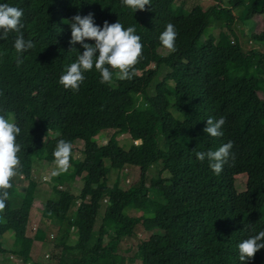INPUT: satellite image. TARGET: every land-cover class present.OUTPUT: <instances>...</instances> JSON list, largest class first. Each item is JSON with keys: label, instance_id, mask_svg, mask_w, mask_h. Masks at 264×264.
Masks as SVG:
<instances>
[{"label": "trees", "instance_id": "16d2710c", "mask_svg": "<svg viewBox=\"0 0 264 264\" xmlns=\"http://www.w3.org/2000/svg\"><path fill=\"white\" fill-rule=\"evenodd\" d=\"M178 1L151 0L144 11L133 12L122 0H0L23 10L24 38L36 44L18 65V33L0 40V114L22 129L18 176L28 183L21 193L13 178L0 213V239L13 232L10 244L21 260L34 263L35 255L26 254L36 253L48 238L42 229L33 240L28 237L36 206L58 226L50 264H126L119 251L131 239L137 243L138 264H242L238 244L264 231V27L251 38L262 52L245 50L234 33L235 25L264 19V0H205L190 11ZM89 13L101 27L117 20L125 28L135 26L143 59L131 80L113 73L111 84H101L93 69L74 93L59 84L66 67L83 52L79 43L70 50L68 20ZM211 18L226 21L218 39H204ZM169 22L178 33L172 54L159 41ZM210 117L225 119L221 137L203 131ZM108 130L114 134L106 145L94 141ZM123 135L132 140L128 150L120 146ZM59 139L72 142L73 155L80 148L77 176L84 185L72 204L40 203L34 161L52 163ZM229 141L234 158L220 174L207 159L196 158V152L217 150ZM156 166L167 175L147 186ZM126 167L140 171L133 185L110 187V172ZM76 179L59 175L53 188ZM145 219L150 235L140 238L135 230ZM248 264H264V249Z\"/></svg>", "mask_w": 264, "mask_h": 264}, {"label": "clouds", "instance_id": "9594fccd", "mask_svg": "<svg viewBox=\"0 0 264 264\" xmlns=\"http://www.w3.org/2000/svg\"><path fill=\"white\" fill-rule=\"evenodd\" d=\"M122 3L136 12L144 11L145 6L151 5V0H122ZM23 15L24 12L20 8L7 3L0 4V40L7 39L11 32L18 33L14 42L18 65L23 63L20 57L36 47L32 39L24 38ZM68 24L71 30L69 44L73 46L70 50H77L74 46L79 43L83 52L79 51L76 61L67 66L66 71L60 76L59 84L64 89L78 92L86 79L85 73L93 69L100 74L101 84H111L113 73L119 80H131L135 76V66L143 59V44L141 37L136 34L135 26L125 28L117 20L115 23L104 21L101 27L95 23L93 13L84 16L77 14L68 20ZM177 35L175 26L169 22L159 36L162 47L169 54L177 51ZM225 122L223 117L218 120L210 117L203 131L213 138L221 137L223 132L220 129ZM21 132V127L14 120L0 114V213L5 211L9 199L8 190L12 187L13 178L21 174L22 145L18 142ZM232 148L233 143L229 141L217 150L196 152V158L201 162L207 159L212 171L220 174L229 158H234ZM52 155L56 165L52 175L66 173L73 156L72 142L59 139ZM261 249H264V231L238 244L239 261L248 264Z\"/></svg>", "mask_w": 264, "mask_h": 264}, {"label": "rangeland", "instance_id": "374dc122", "mask_svg": "<svg viewBox=\"0 0 264 264\" xmlns=\"http://www.w3.org/2000/svg\"><path fill=\"white\" fill-rule=\"evenodd\" d=\"M205 0H179L177 2V6H183L187 10H192L197 5L202 4ZM238 13L236 12V16ZM225 20H214L211 18V24L208 28L204 39L208 38L210 35L214 36L216 39L219 38L221 32L225 31ZM264 27V19L259 18L258 20H252L247 22L244 26H234V33L237 36V39L244 46L245 50H258L262 52V46L257 41L251 40L254 32L262 30ZM264 51V50H263ZM165 72L161 73L158 77V81L161 79L162 75ZM114 134L113 130H108L102 132L99 136H97L94 141H96L99 145H106L109 139ZM57 136L54 135V138ZM120 146L126 150H128L132 145V140L128 135H123L119 137ZM74 146V145H73ZM83 162V156L80 152V148H78V152L75 153L71 159L70 167L66 173H61L60 175H66L70 178H77L76 181H67L63 183L62 186H59L58 190H54L53 186L56 184V178L59 176H53L52 172L56 170V165L54 162L49 163L45 160H35L32 171V179L38 182L36 187V196L40 203H45L48 200H66L65 203L72 204L73 200L80 195L81 189L84 185V182L81 181L77 176V171L79 167H81ZM160 175L166 176L167 173L163 172L162 166H156L150 170L147 177V186H150L152 180L159 177ZM77 176V177H76ZM137 176H140V171L137 167L130 168L126 167L125 169L116 171L112 170L108 176V185L112 188H120L123 190H128L130 186L133 185V182L136 180ZM15 184L19 188V192L23 193L28 186L27 181L23 179L21 176H17L14 178ZM72 197V198H71ZM40 207L36 206L33 208L31 212L30 225L28 226V237L32 240L36 237V232L39 229L44 230L45 235L48 236L46 242L41 245L36 251L28 252L26 255H35L34 263L31 260H21L19 255L15 254L14 251L16 247L11 246V242L14 241L15 235L13 232H8L2 239H0V249L4 250V252L0 255V264H50V255L51 248L53 247L54 237L56 233L54 230L57 229V225L53 223L52 216L47 214V212L39 209ZM74 208V205H73ZM106 208V202H102V209L99 213L98 222L95 229V234L98 235ZM75 209V208H74ZM72 209V211H74ZM129 215L131 216H141L140 213L135 211H129ZM150 222L148 219H145L138 225L136 228V233L140 238H144L150 235ZM78 239L77 231L74 230L72 234V240L75 242ZM136 241V239L134 240ZM36 243V242H35ZM134 242L131 240L124 241L121 244V250L119 254L123 257H126V264H138L136 248L137 243L134 245ZM37 248V244L36 247Z\"/></svg>", "mask_w": 264, "mask_h": 264}]
</instances>
